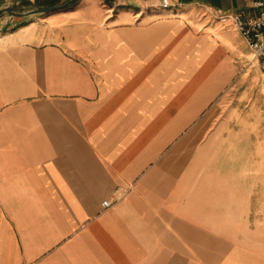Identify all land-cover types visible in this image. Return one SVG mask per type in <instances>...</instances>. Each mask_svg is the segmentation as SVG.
Segmentation results:
<instances>
[{
  "label": "crops",
  "instance_id": "crops-1",
  "mask_svg": "<svg viewBox=\"0 0 264 264\" xmlns=\"http://www.w3.org/2000/svg\"><path fill=\"white\" fill-rule=\"evenodd\" d=\"M161 1L0 18V264H264L253 0Z\"/></svg>",
  "mask_w": 264,
  "mask_h": 264
},
{
  "label": "built area",
  "instance_id": "built-area-1",
  "mask_svg": "<svg viewBox=\"0 0 264 264\" xmlns=\"http://www.w3.org/2000/svg\"><path fill=\"white\" fill-rule=\"evenodd\" d=\"M169 0H162L161 7H170ZM251 11L246 14L231 12L221 15V22H230L243 36L252 58L255 59L264 76V0H253ZM110 205L109 201L102 202V206Z\"/></svg>",
  "mask_w": 264,
  "mask_h": 264
},
{
  "label": "water",
  "instance_id": "water-1",
  "mask_svg": "<svg viewBox=\"0 0 264 264\" xmlns=\"http://www.w3.org/2000/svg\"><path fill=\"white\" fill-rule=\"evenodd\" d=\"M27 5L29 6L28 9L24 11H16L17 7L19 6V2H16L12 6H6L3 8H0V18L8 14L10 16H28L32 14H37V13H46V12H51L57 9H60L62 5H54V6H41V5H36L34 4L31 0H25Z\"/></svg>",
  "mask_w": 264,
  "mask_h": 264
},
{
  "label": "trees",
  "instance_id": "trees-1",
  "mask_svg": "<svg viewBox=\"0 0 264 264\" xmlns=\"http://www.w3.org/2000/svg\"><path fill=\"white\" fill-rule=\"evenodd\" d=\"M79 0H36V3L41 6L62 5L60 9H68L78 3Z\"/></svg>",
  "mask_w": 264,
  "mask_h": 264
},
{
  "label": "rangeland",
  "instance_id": "rangeland-1",
  "mask_svg": "<svg viewBox=\"0 0 264 264\" xmlns=\"http://www.w3.org/2000/svg\"><path fill=\"white\" fill-rule=\"evenodd\" d=\"M34 4H36V3H34ZM29 8V6H26V8H24L22 11H24V10H26V9H28Z\"/></svg>",
  "mask_w": 264,
  "mask_h": 264
}]
</instances>
